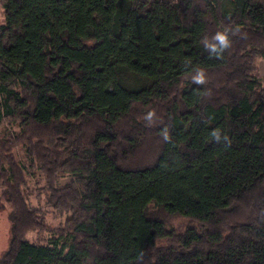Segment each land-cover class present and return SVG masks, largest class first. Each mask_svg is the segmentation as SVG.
I'll return each instance as SVG.
<instances>
[{
  "label": "trees",
  "instance_id": "trees-1",
  "mask_svg": "<svg viewBox=\"0 0 264 264\" xmlns=\"http://www.w3.org/2000/svg\"><path fill=\"white\" fill-rule=\"evenodd\" d=\"M0 10V264H264V0Z\"/></svg>",
  "mask_w": 264,
  "mask_h": 264
},
{
  "label": "rangeland",
  "instance_id": "rangeland-1",
  "mask_svg": "<svg viewBox=\"0 0 264 264\" xmlns=\"http://www.w3.org/2000/svg\"><path fill=\"white\" fill-rule=\"evenodd\" d=\"M3 14L0 10V26L3 25ZM254 76L264 84V58H256L254 61ZM19 160L27 166V162L24 160V156L20 151H17ZM26 182L28 190L25 196L31 206L40 209L45 216V224L55 226L63 220L61 216L52 211L45 203V193L42 190L44 185L42 177L38 175L34 170H28L26 175ZM68 179H62L61 184L65 183ZM172 226L177 232H182L185 227V220L181 218L174 219ZM27 240L34 241L37 236L35 233H29L26 236ZM10 242V223L7 219V212L3 209L0 203V261L7 251Z\"/></svg>",
  "mask_w": 264,
  "mask_h": 264
}]
</instances>
